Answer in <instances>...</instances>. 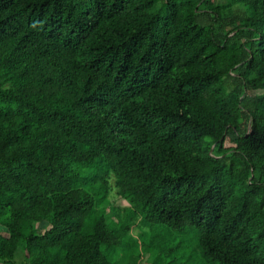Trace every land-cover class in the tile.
<instances>
[{"label":"trees","instance_id":"16d2710c","mask_svg":"<svg viewBox=\"0 0 264 264\" xmlns=\"http://www.w3.org/2000/svg\"><path fill=\"white\" fill-rule=\"evenodd\" d=\"M0 226L9 264H119L134 226L264 264V0H0Z\"/></svg>","mask_w":264,"mask_h":264},{"label":"rangeland","instance_id":"374dc122","mask_svg":"<svg viewBox=\"0 0 264 264\" xmlns=\"http://www.w3.org/2000/svg\"><path fill=\"white\" fill-rule=\"evenodd\" d=\"M219 1L226 2L227 0ZM111 198L114 200L115 205L126 206L128 204L125 199L117 195L115 189ZM44 227L47 228L45 224ZM0 230L5 231V228L0 226ZM132 236L134 237H128L121 246L113 251V254H121L117 259L120 262L119 264H127L126 258L128 257L125 252L133 255L144 253L145 250V262L142 264H154L156 260H160L159 264H169L174 256L177 262L184 260L186 256H190L189 263L200 261L201 252L198 248V236L193 228L180 232L169 230L163 226H148L145 229L134 226Z\"/></svg>","mask_w":264,"mask_h":264},{"label":"water","instance_id":"95a60500","mask_svg":"<svg viewBox=\"0 0 264 264\" xmlns=\"http://www.w3.org/2000/svg\"><path fill=\"white\" fill-rule=\"evenodd\" d=\"M0 264H9V263L0 262Z\"/></svg>","mask_w":264,"mask_h":264}]
</instances>
